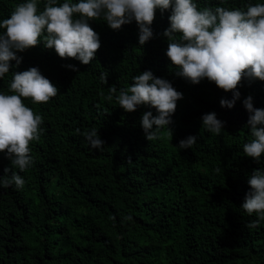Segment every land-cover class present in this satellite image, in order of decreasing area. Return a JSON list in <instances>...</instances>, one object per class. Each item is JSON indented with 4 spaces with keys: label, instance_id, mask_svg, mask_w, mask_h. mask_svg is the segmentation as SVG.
I'll return each instance as SVG.
<instances>
[{
    "label": "trees",
    "instance_id": "16d2710c",
    "mask_svg": "<svg viewBox=\"0 0 264 264\" xmlns=\"http://www.w3.org/2000/svg\"><path fill=\"white\" fill-rule=\"evenodd\" d=\"M26 2L0 0V22ZM46 2L38 0V10ZM194 3L201 11L246 10L264 0ZM170 15L171 9L156 10L153 38L144 46L135 21L120 30L103 17L90 21L101 47L88 65L59 57L43 37L38 46L17 52L22 62L0 79V93L13 94L12 73L32 67L59 91L47 103L22 98L43 117L40 139L29 145L33 163L21 171L0 152V179L10 178L7 168L25 180L19 189L0 184V264H264V220L248 228L258 217L241 208L251 175L264 169V155L257 162L243 152L253 139L244 100L251 96L253 106L264 109V81L245 77L234 107H222L221 99L231 101L233 92L206 78L192 84L177 75L166 55ZM146 70L183 94L169 125L172 133L165 127L153 141L145 138L141 119L156 110L140 105L129 113L116 101L119 90ZM113 85L117 93L109 102L105 97ZM211 112L224 122L219 135L203 128L201 118ZM93 129L104 141L101 151L84 136ZM189 136L196 143L180 148Z\"/></svg>",
    "mask_w": 264,
    "mask_h": 264
},
{
    "label": "clouds",
    "instance_id": "9594fccd",
    "mask_svg": "<svg viewBox=\"0 0 264 264\" xmlns=\"http://www.w3.org/2000/svg\"><path fill=\"white\" fill-rule=\"evenodd\" d=\"M157 9L161 12L171 9L170 27L164 36L169 41L166 55L178 69L177 75L192 84L206 78L225 92H233L231 101L221 99L222 107H234L240 98L238 86L245 77L264 81V3L249 4L246 10L217 6L201 11L194 0H79L77 3L67 0L59 5L57 0H47L42 11L38 10V0H28L19 4L10 18L0 22V29H4L0 33V79L21 64L22 57L17 52L38 46L41 37L44 46L54 49L59 57L88 65L101 47L90 21L101 17L113 30L135 21L139 45L144 46L153 38L150 26ZM12 61H16L15 66ZM67 67L78 71L74 65ZM12 75L13 94L0 93V152L6 153L13 167L23 171L33 163L29 145L39 141L43 117L27 107L22 98L47 103L59 89L36 67L14 71ZM100 79L108 83L107 74H102ZM116 93L113 85L105 99L111 102ZM182 98L183 94L171 82L156 77L150 70L134 76L132 85L121 88L116 95L119 107L126 112H135L140 105L156 110L155 116L151 111L142 115L141 126L148 141L156 140L158 132L165 127L172 133L169 125L173 123L177 101ZM244 106L249 112L247 126L253 139L244 144L243 152L259 162L264 155V109L255 108L251 96L244 100ZM201 119L203 128L213 134L219 135L224 129V122L215 112L206 113ZM84 136L92 149L103 150L104 141L95 129ZM196 141L195 136H189L179 142V147L189 149ZM4 171L11 172V176L0 179L3 187L24 186L25 180L19 174L12 169ZM248 183L251 191L241 208L248 215H257L258 219L247 225L254 228L259 220H264V169L254 170Z\"/></svg>",
    "mask_w": 264,
    "mask_h": 264
},
{
    "label": "rangeland",
    "instance_id": "374dc122",
    "mask_svg": "<svg viewBox=\"0 0 264 264\" xmlns=\"http://www.w3.org/2000/svg\"><path fill=\"white\" fill-rule=\"evenodd\" d=\"M49 191H50L51 193L53 192V186H52V185L49 187Z\"/></svg>",
    "mask_w": 264,
    "mask_h": 264
}]
</instances>
